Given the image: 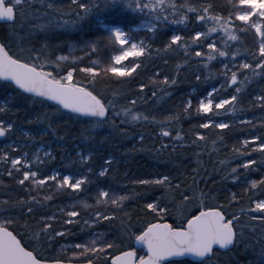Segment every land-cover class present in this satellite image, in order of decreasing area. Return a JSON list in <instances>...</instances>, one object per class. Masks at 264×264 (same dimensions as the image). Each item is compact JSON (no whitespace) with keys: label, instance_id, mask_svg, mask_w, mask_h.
Instances as JSON below:
<instances>
[{"label":"trees","instance_id":"16d2710c","mask_svg":"<svg viewBox=\"0 0 264 264\" xmlns=\"http://www.w3.org/2000/svg\"><path fill=\"white\" fill-rule=\"evenodd\" d=\"M65 11L75 8L71 5V0H54ZM101 3L99 10H94L88 18L80 21L76 27H53L47 31L40 29L32 30V25L37 23H47L49 18L54 20L57 14L47 9L46 4L42 5L41 0H31L33 8H39L40 13L47 12L48 15H40L38 20L17 15L15 22L0 21V40L5 42L11 40L10 45L13 51L16 50L15 41L19 36L24 37L25 45L40 47L44 41L49 42L51 58L63 54L69 56L67 61H61L65 67L93 66V61H99L103 66L109 58L111 49L105 44L98 45L95 53L90 52L85 47L86 42H91L97 38L107 35L106 31L99 24L101 18H105L107 11L102 4V0H94ZM182 3L183 0H176ZM191 3H213L216 11L221 10V6L227 5V0H190ZM39 15V14H38ZM226 15V12H225ZM189 20L186 23L175 24L168 22L163 24L158 31L152 32L142 30L137 33L139 38H144L147 43V51L142 57L136 58L135 63L139 67L130 77H119L109 74L105 77H97L94 84L95 89L103 95L105 101L113 99V93H117V107L129 106L130 101L135 100L133 110L143 113L149 117L148 121L124 123L121 119H116L115 125L111 120L94 126L95 118L83 117L73 114L61 106L47 102L45 100L26 95L16 89L12 84L0 80L3 88L1 99L7 100L10 111L0 113V119L13 124V128L7 131L3 141L18 142L28 141L23 131L31 135L32 146L44 145L51 149L53 157L40 158L42 163H33L32 171H37L39 177L50 175L58 168L65 173L88 174L94 183L82 186L81 190L57 189L52 182L37 187L30 181L20 185L18 180L22 177V172H16L10 163L0 160V202L8 201V204L0 203V221L12 219L15 223L12 229L20 233L25 241L32 237L41 217L55 216L53 228L65 233L62 237L55 238L50 246L39 247L40 256L51 258L63 256L65 259L79 261L71 255L73 248L62 251L65 245L73 246L76 243L84 242L86 234L93 232L111 233L109 239L121 235L122 221L128 224L133 230L141 228L146 222H155V214L150 210H145L147 203L158 201L160 207L169 210L168 215L161 221H167L173 226L184 223L189 212L180 216L183 205L180 193L185 192L189 187L199 194L201 190L215 197L206 203L221 204L224 206L226 214L239 212V209H247L253 201L264 198V185L258 184L252 188V180H261L264 177V156L259 152H251L250 148L255 144L243 145L245 139L253 135H264V107L260 106L257 97L264 96V76L252 77L239 94V102L235 105L236 110L230 111V105L224 108L214 109L211 113L198 111V102L205 97L212 88L217 91L213 97L218 102L220 99H228L235 94L236 88L240 87L239 81L244 79V75L251 73L247 70L238 72V82L235 85L228 84L231 72L237 71V66L244 62L246 57L248 62H252L244 49L253 51L257 43V37L253 30L244 33H237L240 41H230L228 51L240 49L238 58L216 56L209 61L207 54L202 57H195L197 50L207 53L205 39L198 43H192L189 39L195 31H206L208 24H201L195 21V16L188 14ZM64 19H76L73 14L64 16ZM176 17H169V21ZM139 23V19L133 25ZM132 25V26H133ZM182 36V41L173 45L171 49L165 50V44L169 43L172 35ZM227 37L218 30L207 38V42L217 41V47L223 48L220 41ZM188 44V49L182 47ZM74 45L75 51L70 52L69 48ZM159 50V51H158ZM71 57H77L75 61ZM228 65V77L224 76V65ZM179 65V68L177 67ZM207 65V66H205ZM47 67V66H46ZM48 70H55L54 67ZM76 79L86 81L90 76L83 72H77ZM167 76L169 83L165 84L164 77ZM200 79L197 80L196 77ZM175 78L176 83H171ZM143 84L145 87L140 88ZM156 93L153 96V93ZM192 103L186 110L187 101ZM58 109V110H57ZM47 113V119L37 121L36 117ZM155 116L156 122L152 121ZM177 118L174 122L166 121V117ZM209 119L213 125L209 128H201L200 125ZM244 119H250L251 123ZM227 121L229 127L219 129L214 127L220 121ZM244 120V121H243ZM164 121L163 124L159 123ZM51 124V127H49ZM118 125V127H117ZM161 128L167 129L171 135L164 137ZM121 129L126 135L121 134ZM181 131L183 138L177 139L176 132ZM199 132L205 137L204 140H197L196 133ZM141 137L143 139L141 140ZM195 141V143H193ZM215 141V144H213ZM164 146V147H162ZM234 147L240 148L241 155L236 153ZM81 149L83 156H90V159L81 161L77 151ZM5 152L11 158L21 154L19 150L5 148ZM112 158L110 171L105 177L97 176L102 167H107L104 161ZM246 159L257 161L255 165L244 169L237 168L243 165ZM223 161V163H221ZM38 163V164H37ZM37 164V165H36ZM237 168L235 173L232 169ZM89 169L91 172L89 173ZM12 171V176L8 171ZM163 176L169 178L172 185L171 190L167 184H140L137 181H155ZM195 178V182L193 181ZM179 184L180 187L175 186ZM103 188L110 190L117 195L127 196L122 206L117 209L115 206L101 205L99 210L105 214L115 212V219L111 221H101L96 225L91 224L95 208L84 210L79 205L81 200H87L90 205H95L97 190ZM191 194V193H189ZM233 194L236 199L233 200ZM35 196L40 203H34L29 198ZM45 196L51 199L45 200ZM28 201L26 205H19L16 202ZM76 204L77 209L70 206ZM190 204V203H189ZM31 207L33 212L27 214V208ZM63 209V211H61ZM79 211V222L65 224L69 219L68 211ZM195 209L191 211L194 212ZM125 214L130 216L127 220ZM74 221L77 218H71ZM89 220V224L84 221ZM243 222L249 221V216L242 217ZM27 224V227L24 225ZM11 229V230H12ZM252 229H255L253 231ZM264 241V225L259 222L246 223L244 235L239 237L237 242L227 250L216 249L213 256L203 261V264H264V258L260 257L261 244ZM32 247L37 245L33 243ZM143 254V249L138 250ZM179 264H201L189 259L176 260Z\"/></svg>","mask_w":264,"mask_h":264},{"label":"snow or ice","instance_id":"6c2138e0","mask_svg":"<svg viewBox=\"0 0 264 264\" xmlns=\"http://www.w3.org/2000/svg\"><path fill=\"white\" fill-rule=\"evenodd\" d=\"M41 4H46L47 9L57 14V18L55 20L49 18L47 23L34 24L32 30L47 31L57 26L61 28L76 27L80 21L91 16L94 10H99L101 7V3L94 2V0H71V5L76 7L70 8L68 11L58 6L54 0H41ZM102 4L107 11L104 13L105 18L98 22L107 35L86 42L85 47L89 48L92 53H95L98 45L102 43L111 49L109 58L103 66L100 65L99 61H93V66L89 67L79 69L65 67L61 61H67L70 57L61 54L52 59L49 42H42L40 47L25 45L24 37L19 36L15 41L17 44L15 51L10 46L13 41L0 40V79L9 84H14L23 93L33 94V101L36 97L47 98L56 101L63 109H69L74 113L95 118L94 126L109 120L115 125L116 119H121L124 123L140 120L148 121V116L133 110L135 100L128 102L129 106L127 107L120 106L118 108L117 93H113V99L105 101L103 95L95 89L94 84L97 77H105L109 74L130 77L136 71L139 64L134 61L136 58L145 55L149 46H146L143 40L136 42L133 36L134 32L142 29L156 32L163 24L168 22L186 23L189 20V13L195 16V21L201 24H211L206 31L197 30L189 38L194 44L201 41L202 38L206 42L207 53L197 50L194 53L195 57L199 58L207 54L209 61L215 59L216 56L228 57L231 55L233 58H238L240 49L231 52L227 50L230 41H240V36L237 33L253 30L254 35L258 38L253 51L249 52L247 48L244 49L252 62H248L246 57L245 61L237 66V71L231 72L230 80H227V82L230 85L237 84L238 72H242V70L250 72L251 77L244 75V79L239 81L240 87L236 88L235 94L228 99H220L218 103L213 97V93L217 89L212 88L204 98L199 100L198 111L211 113L214 109L224 108L225 105H230L229 110L235 111V105L239 102V94L245 85L250 82L252 77L264 76V0H227V5L221 6L220 11H216L217 6L213 3L208 2L197 5L191 3L190 0H183L179 4L176 0H102ZM26 12L31 20H38L40 15H48L47 12L40 13L39 8H33L31 0H0V19H7L14 23L17 15L25 16ZM73 14L76 16L75 20L64 19V16ZM169 17H176V19L169 21ZM136 19H139V24L132 26ZM218 30L227 37V39L220 41L223 48L217 47V41L215 40L207 42V38ZM182 39L181 35H172L169 43L164 46L165 50L171 49L173 45H177ZM182 47L187 51L188 44L184 43ZM71 59L75 61L78 58L71 57ZM125 61H128L127 65H125ZM52 67L55 70H48ZM177 67L179 68V65ZM224 68V76L227 79L228 65L225 64ZM78 71L90 76L91 79L86 81L76 79L75 74ZM196 79L199 80L200 77L197 76ZM163 82L165 84L169 83L167 76L164 77ZM171 83H176L175 78L172 79ZM144 87L143 84L140 85L141 89ZM155 95L154 92L153 96ZM256 99L260 102V106L264 107V96ZM191 103L192 101L189 99L186 110L191 106ZM10 110L7 101L0 104V113ZM45 119H47V113L36 117L37 121ZM151 119L156 122L155 116ZM165 119L174 122L177 118L170 116ZM159 123L163 124L164 121ZM247 123H251V121ZM210 125H213L211 119L200 125V127L207 129ZM49 127H51V124H49ZM214 127L226 129L229 125L218 123ZM12 128L13 124L11 122H8L7 127H5V121L0 120V136L5 135ZM161 132L164 137L171 135L165 128H161ZM121 134L126 135V132L121 129ZM196 137L200 141L205 139L199 132L196 133ZM176 138H183L181 131L176 132ZM142 139L143 137H141ZM253 143L255 147L250 148V151L259 152L261 156H264V135H253L251 141L247 139L243 141V145ZM213 144H215V141H213ZM233 150L241 155H247V153H242L238 147H234ZM45 155H50V153ZM90 158V156H80L81 161ZM0 160L5 163L10 160L12 168L18 173L22 172V177L18 180L20 185L30 181L32 185L40 187L47 182H52L57 189L81 190L82 186L94 183L88 174L62 175L59 171H53L52 175H44L43 178H40L37 171L31 170L33 162L26 158V154L11 158L7 152H4L0 156ZM35 160L42 163L39 155H35ZM104 163L108 166L100 169L97 174L98 178L105 177L108 174L113 160L109 157ZM256 163L257 161L253 159H246L243 165H237V168L249 169L250 166ZM237 168H233L232 173H235ZM90 172L91 169H89ZM8 175L12 176L11 170L8 171ZM193 181L195 182V178H193ZM137 183L167 184L170 190L172 188L167 176L155 181L140 180ZM258 184L264 185V177L259 181H251L252 188H256ZM175 187L179 188L180 185L177 184ZM180 196L183 205H187L193 200L199 202V206L195 208L194 212L190 211L184 217L186 224L183 221L176 226L167 221L162 223L161 220L168 215L169 210L160 207L158 201L147 203L145 210H150L152 214H155V222H146L141 228L133 230L122 221L121 235L111 239H109L110 232L86 234L87 238L84 242L73 245L72 257L78 258L79 264H179L176 260H166V258L190 255L202 258L201 264H203V261L209 259L213 254L214 246L227 249L236 243L238 238L244 235L246 223L259 222L264 225V199L253 201L247 209H239L238 214H226L223 205L206 203L207 200L215 197L203 190L197 195L189 187L185 192L180 193ZM29 199L34 203H40L35 196H31ZM44 199L49 200L51 196H45ZM126 199H128L126 195H117L110 190L98 187L95 205H90L87 200H81L79 205L84 210L95 208L94 215L90 220L92 225H96L101 221L115 219V212L105 214L99 210V206L111 204L119 209ZM235 199L236 196L233 194V200ZM0 203L8 204L9 202L5 200ZM16 203L26 205L28 201L21 198ZM70 207L73 209L78 208L76 204ZM32 212L33 209L28 207L27 214ZM67 216L69 219L65 220V224L79 222L78 210L68 211ZM125 216L130 221V216H127V214ZM243 216H249V221L243 222ZM71 218L77 219L74 221ZM55 219V216L41 217L40 221L37 222L40 226L32 231V237L27 241L23 239L20 233L12 229V225L15 223L14 220L0 221V264H73L71 259H65L63 256L47 258L39 254L40 246H50L54 243L55 238L65 235L63 231H57L53 228ZM84 223L89 224V220H85ZM24 227H27V224ZM252 230L255 231V229ZM33 243L37 246L32 247ZM133 244L141 245L143 254L138 253ZM66 250V248H62V251ZM260 257L264 258V241L261 244Z\"/></svg>","mask_w":264,"mask_h":264},{"label":"rangeland","instance_id":"374dc122","mask_svg":"<svg viewBox=\"0 0 264 264\" xmlns=\"http://www.w3.org/2000/svg\"><path fill=\"white\" fill-rule=\"evenodd\" d=\"M103 19L104 18H101L100 20H103ZM138 24L139 23H137L136 25H138ZM136 25H133V26H136ZM142 30H147V29H142ZM142 30H140V31H142ZM140 31H138V32H140ZM138 32H134L133 33V36H134L136 42H139L140 40H143L144 41V44L147 46V43L145 42L144 38H139L137 36V33ZM69 50H70V52H74L76 49H75L74 45H71L70 48H69ZM129 59L131 60L132 58H129ZM124 63H125V65H127L128 64V61H125ZM213 95H214V93H213ZM5 101H7V100H4V101L1 100L0 101V104H3ZM244 120L249 121L250 119H244ZM219 123H226V124H228V122L227 121H224V120L223 121H220ZM5 127H7L6 121H5ZM23 133H25L26 136H29L28 141L25 140V141L18 142L16 140H12V141H10L8 143L6 141H3L5 139L6 134H7V132H6L5 135H4V138L3 139H0V156H2L3 153L5 152V148H12L13 150H19V151L22 152L21 154L16 155L13 158H15L17 156H24L26 154V158L32 160L33 163L36 162L35 155H39L40 158L53 157V153H52L51 149L49 147H47V146L38 145L37 147H31L32 146V141H31V136H30L31 134L29 132H27V131H23ZM250 140H251V138H250ZM46 153H50V155H47L46 156L45 155ZM77 154L79 156L83 155L82 150L79 149L77 151ZM86 156L87 155H85V157ZM8 163H10V160H9ZM53 171H59V172L62 173V170H60L58 168L54 169ZM53 171L51 172L50 175H52ZM67 174H73V173H65L64 175H67ZM261 199H264V198H261ZM198 206H199L198 200H193L190 204H188L187 206H184L182 208V213L180 214V216H183V215L185 216L188 212H190L192 209H195ZM62 248L69 249V248H73V246H71V245H65Z\"/></svg>","mask_w":264,"mask_h":264},{"label":"water","instance_id":"95a60500","mask_svg":"<svg viewBox=\"0 0 264 264\" xmlns=\"http://www.w3.org/2000/svg\"><path fill=\"white\" fill-rule=\"evenodd\" d=\"M0 20H2V21H5V22H10L9 20H7V19H0ZM14 85V84H13ZM22 91V90H21ZM26 94H29V93H26ZM29 95H32L33 96V94H29ZM38 98H40V97H38ZM42 99H45V100H48V101H50V102H52V103H55V104H57V102L56 101H53V100H49V99H47V98H42ZM68 111H70V112H72L71 110H69V109H67ZM72 113H74V112H72ZM74 114H78V115H81V116H84V117H88V116H85V115H83V114H79V113H74ZM4 136V135H3ZM3 136H0V138H2ZM162 223L163 222H165V221H161ZM169 223V222H168ZM186 224V223H185ZM11 230V229H10ZM133 246L134 247H136V249H137V251L138 250H141L142 249V246L141 245H138V244H133ZM233 245H231L229 248H231ZM229 248H227V249H229ZM215 249H221V248H219V246H214V250ZM227 249H222V250H227ZM214 253V252H213ZM213 255V254H212ZM212 255H211V257H212ZM182 259H189V260H191V261H193V262H201V259L202 258H199V257H194V256H190V255H186V256H183V257H169V258H166V260H182ZM205 261V260H204ZM73 264H79V261L77 262V261H73Z\"/></svg>","mask_w":264,"mask_h":264},{"label":"flooded vegetation","instance_id":"af4514ba","mask_svg":"<svg viewBox=\"0 0 264 264\" xmlns=\"http://www.w3.org/2000/svg\"><path fill=\"white\" fill-rule=\"evenodd\" d=\"M2 92H3V88L0 86V96H2ZM31 96V95H30ZM3 100V99H1ZM0 120H3V119H0ZM4 121V120H3Z\"/></svg>","mask_w":264,"mask_h":264}]
</instances>
